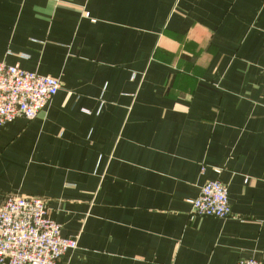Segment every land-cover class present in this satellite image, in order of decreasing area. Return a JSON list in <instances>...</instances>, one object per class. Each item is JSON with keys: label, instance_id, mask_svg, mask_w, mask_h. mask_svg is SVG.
Masks as SVG:
<instances>
[{"label": "crops", "instance_id": "obj_1", "mask_svg": "<svg viewBox=\"0 0 264 264\" xmlns=\"http://www.w3.org/2000/svg\"><path fill=\"white\" fill-rule=\"evenodd\" d=\"M0 62L61 84L0 125V208L47 201L59 264L264 262V0H0ZM215 180L232 216L191 219Z\"/></svg>", "mask_w": 264, "mask_h": 264}, {"label": "built area", "instance_id": "obj_2", "mask_svg": "<svg viewBox=\"0 0 264 264\" xmlns=\"http://www.w3.org/2000/svg\"><path fill=\"white\" fill-rule=\"evenodd\" d=\"M56 78L0 62V125L18 118L34 120L60 91ZM191 219L232 216L229 189L220 180L206 183L191 201ZM78 249L74 237L62 234L48 202L38 197L10 194L0 208V264H59ZM238 264H264L243 259Z\"/></svg>", "mask_w": 264, "mask_h": 264}]
</instances>
